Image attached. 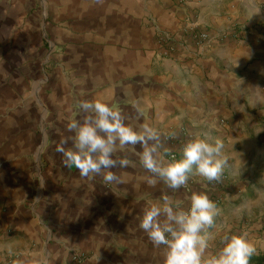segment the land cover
Here are the masks:
<instances>
[{
  "label": "crops",
  "instance_id": "1",
  "mask_svg": "<svg viewBox=\"0 0 264 264\" xmlns=\"http://www.w3.org/2000/svg\"><path fill=\"white\" fill-rule=\"evenodd\" d=\"M258 8V0H0V233L15 230L0 234V259L11 245L17 260L46 247L52 258L63 249L87 251L82 264H163L164 246L154 247L139 227L143 210L165 195L174 209L187 210L193 192L223 195L221 214L207 229L214 234L208 252L223 246L225 234L247 232L254 256L264 257V194L238 202L247 189L234 185L243 167L255 171L264 160L247 137L264 116V31L232 35L236 24L255 25ZM152 19L176 36L169 56ZM192 26L210 32L209 47L184 40ZM98 98L130 122L158 129L166 160L174 149L183 158L180 145L166 140L173 133L180 144L197 135L222 141L228 163L220 181L193 167L179 190L162 181L150 187L135 156L134 166L113 169L124 181L118 186L81 178L56 147L72 135L67 123L81 118L79 102ZM45 160L44 187L28 203Z\"/></svg>",
  "mask_w": 264,
  "mask_h": 264
},
{
  "label": "clouds",
  "instance_id": "2",
  "mask_svg": "<svg viewBox=\"0 0 264 264\" xmlns=\"http://www.w3.org/2000/svg\"><path fill=\"white\" fill-rule=\"evenodd\" d=\"M79 109L81 118L70 120L66 126L72 135L62 138L56 151L61 154L63 165L74 166L81 178L101 177L105 184L118 186L124 181L113 169L134 166L130 156H135L150 173L145 177L150 187L162 181L175 191L188 183L193 167L207 181H220L228 163L220 140L211 144L197 135L182 145V159L166 160L161 152V133L149 122L132 123L131 117L99 98L80 101ZM117 153L125 155L114 158ZM44 183L41 177L40 186L44 187ZM188 199L187 210L174 209L167 195L162 197V203H152L143 210L139 227L154 247L164 246L163 264H249L256 246L247 232L225 234L223 246L215 254L208 252L214 234L207 229L221 209L206 193L193 192ZM6 247L11 254L12 246ZM15 264H53L52 253L46 247L38 252L25 251Z\"/></svg>",
  "mask_w": 264,
  "mask_h": 264
},
{
  "label": "rangeland",
  "instance_id": "3",
  "mask_svg": "<svg viewBox=\"0 0 264 264\" xmlns=\"http://www.w3.org/2000/svg\"><path fill=\"white\" fill-rule=\"evenodd\" d=\"M42 1H45V0H42ZM258 4H259V8H258L259 13H257V22L255 23V25L247 26L246 24H242V23L236 24L235 29H233L234 32L236 31L240 35V32H247L248 30L264 31V0H258ZM39 10L41 11V9ZM153 21L154 20L152 19L151 22L153 23V27H155L156 24H154ZM45 70L47 71L46 72L47 75L48 74L52 75V77H56L60 75L59 68L55 69V67H45ZM49 116H50L49 119H53V117L55 118L57 117L56 115L54 116L51 114H49ZM49 119L47 120L48 125H49L47 129V134L51 136L56 133V129L54 130L53 126L50 127V123L54 120L50 121ZM251 132H252V135L250 133H247V137L251 141V144L258 145V147L260 148V151L264 153V116H262L259 119V121L256 122L254 129ZM48 163L49 161L47 160L43 162V166H42L43 179L45 177L44 170L48 168ZM234 179H236L234 185L239 184L241 187L239 189L240 191L241 189L242 191L247 189V193L243 194L244 197H242L243 195L240 194V198L238 202H240L243 198L252 199L254 191H258L260 189L262 190L261 192L264 194V160H263V163L261 162L258 165V169H256L255 171H251V170L249 171L248 169H246V166L243 167L242 172L239 175H237V177H235ZM245 182L250 183L247 185H249V187L252 189V192H250L251 194H248L249 189L246 186ZM47 183H48V180H47ZM39 187H40V182L36 185L34 189V193L32 195L33 197L27 201L28 203H33L34 197L37 196V192L38 194H40ZM47 191L48 189H45L44 193L46 194ZM44 193L42 196L45 195ZM260 217L262 219L264 218V210L261 212ZM0 234H4L5 236H8V237H13V234H15V230L12 227L4 228V230H2ZM18 256L19 255L15 254V251H12L10 255H5L2 259H0V264H15ZM89 258H90V255L87 251H82V250H71V251L69 250L68 251L67 249H63V250H59L58 256L56 255L52 259H53V264H82V263L87 262Z\"/></svg>",
  "mask_w": 264,
  "mask_h": 264
},
{
  "label": "built area",
  "instance_id": "4",
  "mask_svg": "<svg viewBox=\"0 0 264 264\" xmlns=\"http://www.w3.org/2000/svg\"><path fill=\"white\" fill-rule=\"evenodd\" d=\"M154 24H156V22H154ZM154 28H155L156 34L158 35L160 44L162 45V48L164 49V53H163L164 56H169V54L173 53L176 49V45L178 43L176 36L172 35L171 33L163 32L156 25ZM183 34H184L183 35L184 40H186L187 42H192L198 47H209L213 42L210 32L206 29H203L197 26H192V27L184 29ZM232 35L234 37H237L239 34L235 33ZM175 138H176L175 135H169L166 137V140L170 144L177 143L180 145L179 148H182L183 143L180 144V142H176ZM178 154H179V151L174 149L173 151L170 152L169 159L177 160ZM210 199L218 206L223 201V195H214Z\"/></svg>",
  "mask_w": 264,
  "mask_h": 264
},
{
  "label": "trees",
  "instance_id": "5",
  "mask_svg": "<svg viewBox=\"0 0 264 264\" xmlns=\"http://www.w3.org/2000/svg\"><path fill=\"white\" fill-rule=\"evenodd\" d=\"M250 264H264V257H256V256H252L250 258Z\"/></svg>",
  "mask_w": 264,
  "mask_h": 264
}]
</instances>
